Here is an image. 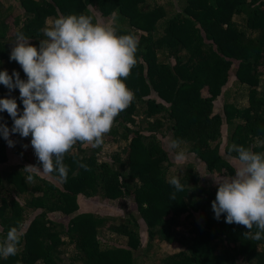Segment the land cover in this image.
<instances>
[{"label": "trees", "instance_id": "obj_1", "mask_svg": "<svg viewBox=\"0 0 264 264\" xmlns=\"http://www.w3.org/2000/svg\"><path fill=\"white\" fill-rule=\"evenodd\" d=\"M81 14L139 38L124 81L135 99L102 146L65 155L66 182L56 173L27 182L24 167H41L31 136L12 134L14 147L0 136V240L18 222L25 232L0 264H264V240L212 210L214 180L234 175L230 147L264 152V0H0V71L27 79L10 60L18 31L39 47L43 28ZM3 98L22 114L18 89L0 84ZM0 123L11 129L6 111ZM170 139L183 141V164ZM83 198L121 211L80 209Z\"/></svg>", "mask_w": 264, "mask_h": 264}, {"label": "clouds", "instance_id": "obj_2", "mask_svg": "<svg viewBox=\"0 0 264 264\" xmlns=\"http://www.w3.org/2000/svg\"><path fill=\"white\" fill-rule=\"evenodd\" d=\"M42 32L39 47L32 45L23 32L16 33L10 60L21 66L26 80L15 70L11 75L0 71V84L9 91L18 89L23 103L20 114L14 98L0 99V112L6 111L13 120L11 129L0 123V136L9 147L15 146L12 134L31 136V147L41 167H24L27 182L34 183L37 175L53 173L66 182L65 155L78 143L102 146L116 117L134 101L135 94L124 81L138 63L139 38L118 35L111 23H93V17L84 14L61 16ZM182 143L170 139L167 144L170 151L176 150L173 158L177 164L186 162L189 155L181 148ZM229 152L238 154L234 175L214 180L215 218L224 215L226 223L249 230L245 233L247 239L264 240V152L235 144ZM79 167L90 171L85 163H79ZM168 183L176 192H183L179 176H172ZM24 235L19 222L10 227L0 240V258L16 256Z\"/></svg>", "mask_w": 264, "mask_h": 264}, {"label": "rangeland", "instance_id": "obj_3", "mask_svg": "<svg viewBox=\"0 0 264 264\" xmlns=\"http://www.w3.org/2000/svg\"><path fill=\"white\" fill-rule=\"evenodd\" d=\"M99 23H104V24H109L110 21H107V19L105 18H98ZM10 139L13 140V136H10ZM15 161V160H14ZM204 171V170H203ZM204 173V172H203ZM84 199V198H83ZM80 200V209L83 208H94L96 211H101L103 214H108V215H112L114 213H116L115 211H121V208H117V207H112L110 204L106 203L105 201L102 200V203L100 204L98 202V204L96 205L95 202L91 201V200ZM129 207L133 208L134 206L132 204L129 205ZM163 246L165 247L164 249H173L175 248L174 245L169 244L167 242H163Z\"/></svg>", "mask_w": 264, "mask_h": 264}]
</instances>
